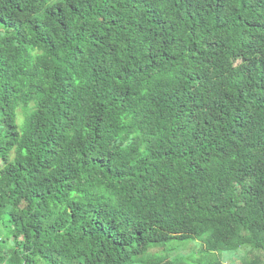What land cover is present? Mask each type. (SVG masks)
<instances>
[{
  "label": "trees",
  "instance_id": "1",
  "mask_svg": "<svg viewBox=\"0 0 264 264\" xmlns=\"http://www.w3.org/2000/svg\"><path fill=\"white\" fill-rule=\"evenodd\" d=\"M0 161V264L264 250V0H0Z\"/></svg>",
  "mask_w": 264,
  "mask_h": 264
},
{
  "label": "rangeland",
  "instance_id": "2",
  "mask_svg": "<svg viewBox=\"0 0 264 264\" xmlns=\"http://www.w3.org/2000/svg\"><path fill=\"white\" fill-rule=\"evenodd\" d=\"M23 113L19 110L18 121L21 122L23 119ZM2 162L0 161V166ZM5 233L3 226V218L0 217V236H3ZM165 250H170L167 252L169 258H174L176 256H190L192 258H197L199 252L202 250V242L200 239L194 241H170L164 245ZM156 248V247H155ZM155 248L152 247L149 249L150 252H154ZM187 254V255H184ZM261 259L258 264H264V250H255L250 247H241L238 250H230L223 252L220 256L223 264H244L246 259ZM205 261V260H202ZM138 264V263H137ZM192 264H194L192 262Z\"/></svg>",
  "mask_w": 264,
  "mask_h": 264
}]
</instances>
